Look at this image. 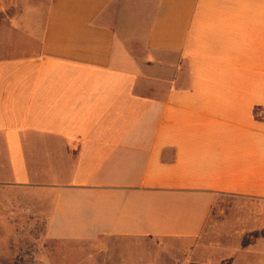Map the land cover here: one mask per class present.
<instances>
[{
  "label": "crops",
  "instance_id": "0c3cea01",
  "mask_svg": "<svg viewBox=\"0 0 264 264\" xmlns=\"http://www.w3.org/2000/svg\"><path fill=\"white\" fill-rule=\"evenodd\" d=\"M41 2L0 0V185L99 264H264V0Z\"/></svg>",
  "mask_w": 264,
  "mask_h": 264
},
{
  "label": "rangeland",
  "instance_id": "374dc122",
  "mask_svg": "<svg viewBox=\"0 0 264 264\" xmlns=\"http://www.w3.org/2000/svg\"><path fill=\"white\" fill-rule=\"evenodd\" d=\"M44 1L33 0L34 3ZM13 36L15 46L6 51L8 55L24 50L18 31ZM47 210L34 191L0 185V264H99L98 245L93 247L83 242L56 241L47 237ZM207 235L193 254L168 245L159 250L154 264H195L192 262L196 261L218 264L220 258L239 256L232 245L237 237L235 231H218L215 243H212L211 234ZM221 264H230V261L226 259Z\"/></svg>",
  "mask_w": 264,
  "mask_h": 264
},
{
  "label": "trees",
  "instance_id": "16d2710c",
  "mask_svg": "<svg viewBox=\"0 0 264 264\" xmlns=\"http://www.w3.org/2000/svg\"><path fill=\"white\" fill-rule=\"evenodd\" d=\"M260 236H264V232L260 233V232H255L250 234L249 236H247L243 242L244 246H247L248 244H250L254 239L260 237Z\"/></svg>",
  "mask_w": 264,
  "mask_h": 264
}]
</instances>
